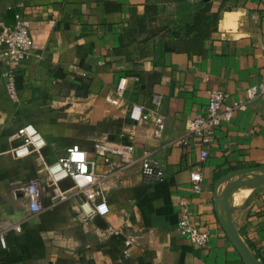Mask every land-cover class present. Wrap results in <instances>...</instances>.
Here are the masks:
<instances>
[{"label":"crops","instance_id":"crops-1","mask_svg":"<svg viewBox=\"0 0 264 264\" xmlns=\"http://www.w3.org/2000/svg\"><path fill=\"white\" fill-rule=\"evenodd\" d=\"M203 1L218 19L199 50L157 45L152 52L131 53L121 41L138 17L150 14L148 6L155 8L154 22L182 28ZM18 12L30 21L34 43L16 66L0 51V231L6 238L0 262L246 264L220 219L216 198L228 191L225 213L243 245L264 264V96L249 100L215 130L204 160L197 138L188 146L177 141L187 119L201 114L209 89L226 91L232 101L264 78V0H0V32L15 25ZM139 43L154 48L152 40ZM10 71L18 101L7 91ZM122 76L124 97L114 103ZM154 93L163 96L160 136L151 121L129 117L132 103L151 106ZM28 122L45 137L43 159L12 152L17 141L10 135ZM99 141L132 143L134 158L148 152L162 161L165 178L145 182L138 161L120 169L117 155L108 173L94 151ZM72 144L97 160L98 174L106 173L101 184L109 213L84 221L73 209L78 197L54 201L48 187L46 208L37 213L24 196L23 184L46 180L44 162H54ZM191 170L201 172L200 192L191 188ZM181 198L188 200L194 222L210 232L207 245L179 233ZM117 227L131 243L115 233Z\"/></svg>","mask_w":264,"mask_h":264},{"label":"built area","instance_id":"built-area-1","mask_svg":"<svg viewBox=\"0 0 264 264\" xmlns=\"http://www.w3.org/2000/svg\"><path fill=\"white\" fill-rule=\"evenodd\" d=\"M33 37L30 32V21L21 13L16 14V23L0 32V51L4 59L14 66L31 53L33 48ZM137 80V77H134ZM127 76L120 77L111 101L117 103L124 97L126 90ZM6 87L10 97L14 101L19 100L18 88L13 72L6 73ZM243 98L227 101L228 93L222 89L211 88L207 91V103L201 114L187 119L185 130L177 141L183 146L190 144L191 138H197L202 147L200 158L204 160L208 156V146L214 139L215 130L223 123L232 120L235 113L245 107L246 103L258 96H264V78L258 83L247 87ZM151 106L144 103H132L129 110V117L135 122L151 121L154 125V135L160 136L164 128L165 116L162 113L163 96L154 93L151 98ZM17 141L12 152L16 157H22L36 153L43 159L42 148L46 140L37 126L31 122L18 127L17 131L10 135ZM97 155L102 156L107 166L108 173H111L116 164L112 156H120L123 160L119 168L138 161L141 165V174L145 182L160 181L165 178L164 165L162 161L151 156L148 152L138 158H134V145L132 143H118L112 141H99L94 146ZM47 173L46 180H29L22 186V191L30 207L34 212L45 210L44 190L48 187L51 190V199L54 201H66L74 196L79 198L78 203L73 206L82 220H88L95 215H105L110 211L104 188L101 184L105 174H98L97 160L90 158L87 152L77 144L67 147L65 153L60 155L54 162H44ZM69 179V186L63 185V181ZM191 188L193 192H200L201 172L190 171ZM4 225L0 221V227ZM17 231L21 230L19 224L13 226ZM179 233L199 246L207 245L210 239V232L194 222L189 202L185 198L180 200V211L177 223ZM115 233L123 236L124 243L129 244L132 238L124 234L123 227L115 228ZM0 242L6 245V238L0 231ZM0 264H3L0 262Z\"/></svg>","mask_w":264,"mask_h":264},{"label":"trees","instance_id":"trees-1","mask_svg":"<svg viewBox=\"0 0 264 264\" xmlns=\"http://www.w3.org/2000/svg\"><path fill=\"white\" fill-rule=\"evenodd\" d=\"M153 7L148 6L147 11L149 10L150 14L148 16L143 15L138 17L136 19L137 21H135L134 24L126 30L125 36L121 38V41H123V43L126 42L124 45H128L127 35L130 32H132L133 30L143 29L146 25H149L151 20H155V8ZM151 10L153 12H151ZM217 19L218 13L211 11L209 1H203V4H201V6H198V8L193 12L192 21L184 22L182 28H178L177 26H172V28H168L171 29L172 32L176 33H181L185 28L187 38H182V42L180 44L165 49H179L186 51L199 50L202 46L203 40L209 35H211V32L215 30ZM193 30L196 31L194 32V35L191 36ZM135 76L137 77L136 81H138L139 76Z\"/></svg>","mask_w":264,"mask_h":264},{"label":"rangeland","instance_id":"rangeland-1","mask_svg":"<svg viewBox=\"0 0 264 264\" xmlns=\"http://www.w3.org/2000/svg\"><path fill=\"white\" fill-rule=\"evenodd\" d=\"M153 22L154 21L151 20L149 25H146L145 28L140 30H133L127 35V44L129 45L127 50H129L131 53H147L156 50L155 46L157 45L164 46L165 48L174 47L175 45H178L182 42V38H187L185 28L181 33H176L172 32L171 29H168L172 28V26L164 23ZM195 31L196 30H193L191 36L194 35ZM156 36L157 38H153ZM142 40H152L154 42V48H152L151 46L148 49H146L145 47L141 48L139 42H141ZM150 45H152V43Z\"/></svg>","mask_w":264,"mask_h":264},{"label":"water","instance_id":"water-1","mask_svg":"<svg viewBox=\"0 0 264 264\" xmlns=\"http://www.w3.org/2000/svg\"><path fill=\"white\" fill-rule=\"evenodd\" d=\"M226 179V178H225ZM221 182V181H220ZM233 188V187H232ZM229 200V193L228 191L223 192L222 194H218L216 201L217 203H222L220 208V219L227 230L228 235L234 241L238 249L240 250L243 260L246 264H259L256 259L250 254L248 249L243 245V243L238 238L234 228L231 225V217L229 216V212L225 213V207Z\"/></svg>","mask_w":264,"mask_h":264},{"label":"bare ground","instance_id":"bare-ground-1","mask_svg":"<svg viewBox=\"0 0 264 264\" xmlns=\"http://www.w3.org/2000/svg\"><path fill=\"white\" fill-rule=\"evenodd\" d=\"M243 190H244V189H243ZM229 196H231V195H229ZM237 196H238V195H237ZM237 196H236V197H237ZM235 200H236V199H231L230 201L233 203V202H235Z\"/></svg>","mask_w":264,"mask_h":264}]
</instances>
